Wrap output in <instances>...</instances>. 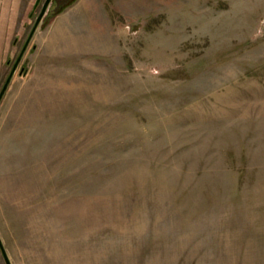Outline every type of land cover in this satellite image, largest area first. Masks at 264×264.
Returning <instances> with one entry per match:
<instances>
[{
    "label": "rangeland",
    "instance_id": "rangeland-1",
    "mask_svg": "<svg viewBox=\"0 0 264 264\" xmlns=\"http://www.w3.org/2000/svg\"><path fill=\"white\" fill-rule=\"evenodd\" d=\"M36 1L0 0V91ZM0 241L10 264H264V0H52L0 100Z\"/></svg>",
    "mask_w": 264,
    "mask_h": 264
},
{
    "label": "water",
    "instance_id": "water-1",
    "mask_svg": "<svg viewBox=\"0 0 264 264\" xmlns=\"http://www.w3.org/2000/svg\"><path fill=\"white\" fill-rule=\"evenodd\" d=\"M51 1H52V0H45V1H44L43 5H42V8H41V11H40V13L38 14V16H37V18H36V20H35V23H34L32 29H31V32H30V34H29V36H28V38H27V40H26V42H25V44H24L22 50L20 51V53H19V55H18V57H17V59H16L14 65H13V67H12L11 72L9 73V75H8V77H7L6 81H5V83H4L3 86H2V89H1V91H0V100L2 99V97H3V95H4V92H5L6 89H7V86H8V84H9L10 80H11V77H12L13 73H14L16 67L18 66V64H19V62H20V60H21V58H22V56H23V54H24V52H25V50H26V47H27L28 43L30 42V40H31V38H32V35L34 34V32H35V30H36V28H37L39 22H40L41 19L43 18V16H44V14H45V12H46V10H47V8H48V6H49V4H50ZM38 3H39V0L36 1V6L38 5ZM0 250H1V252H2V255H3V258H4V260H5V263H6V264H10V262L8 261V258H7V256H6L5 250H4V248H3L2 244H1V241H0Z\"/></svg>",
    "mask_w": 264,
    "mask_h": 264
}]
</instances>
